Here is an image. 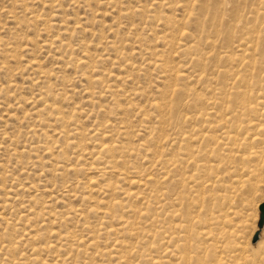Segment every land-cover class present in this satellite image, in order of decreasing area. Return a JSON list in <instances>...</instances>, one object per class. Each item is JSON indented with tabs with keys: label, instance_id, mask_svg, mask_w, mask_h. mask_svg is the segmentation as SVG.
<instances>
[{
	"label": "rangeland",
	"instance_id": "obj_1",
	"mask_svg": "<svg viewBox=\"0 0 264 264\" xmlns=\"http://www.w3.org/2000/svg\"><path fill=\"white\" fill-rule=\"evenodd\" d=\"M234 114L264 122V0H0V264H181L231 201L260 260L264 170L237 198L206 157Z\"/></svg>",
	"mask_w": 264,
	"mask_h": 264
},
{
	"label": "bare ground",
	"instance_id": "obj_2",
	"mask_svg": "<svg viewBox=\"0 0 264 264\" xmlns=\"http://www.w3.org/2000/svg\"><path fill=\"white\" fill-rule=\"evenodd\" d=\"M246 110H248L247 107ZM238 121H239V117L234 114V118L230 122L231 124L234 125L231 126L225 125L220 136H217L216 138L212 137L211 139L212 148L206 155V157L212 161L214 158L217 161L223 163L225 162L224 164L226 168L224 173L226 174V176H224V178L222 177V179L221 178L217 179L215 183H225V190L227 188H230L228 190L229 192L231 189L235 190L233 191V193H235L234 197L237 198L240 196L242 192H244L245 187L247 185H248L247 187L251 186V184L249 183L252 181V178L256 175H259L258 173L264 170V122L258 121V119H252L250 121L243 122L240 125H238L239 123ZM221 126L222 125H220V127ZM206 139H210V137L206 136ZM186 140L187 142H190L191 138L188 139L186 138ZM170 163L172 162L169 161L167 163L168 166L167 169L170 170L169 172L172 173L171 168H173L176 173H179L178 169H176L175 167V164H170ZM210 163L211 161L210 162L208 161V164ZM185 178L186 175L184 176L182 175V179H181L182 182L185 181ZM130 182L131 185L137 187H140L142 183H144L145 186L154 183L153 181H151V178L149 177L144 179L141 178L138 180L132 179ZM234 201L236 202V200ZM176 202L178 207L183 206V198L177 199ZM231 202L228 203L229 205L227 206V210L224 216H213L212 214L210 216L211 217L210 224L208 225V233L206 234L208 236L207 239H209V241H213L214 244L211 243L212 245L207 247L206 243L204 244L201 243L200 249H197V250H201L200 253H197V255H193V253L196 254V252L193 251L192 243L194 242L191 241H194L193 238L194 237L197 238V236H200V234L199 233L191 234L192 239L190 240V242H186L188 241L187 239L182 240L181 238H179L178 242L182 240L184 243L187 244L185 245L184 243H182L179 245L180 247L183 248V254L181 255L180 258L181 264H264V256L260 260L254 261L250 256H246L245 253H243L242 255L237 254L238 250L233 249L231 245L228 244V241L231 238V233L233 230L230 229V226L232 225L231 223L232 219H230L231 216L228 213V211L231 210V206L233 204ZM238 202H242V201H238ZM120 206L121 205L119 203H114L112 205V207L116 210L119 209ZM180 209L175 210L172 216L178 217ZM237 214L238 213H235L233 215H237ZM179 228H183V224H181ZM185 230L186 232H189L187 226L185 227ZM219 236L221 237L226 236L227 242L226 243L220 242V244L217 245V242L215 241H218ZM225 244L228 245L222 246ZM226 249H228V252L226 251ZM209 253H212L210 257L208 256Z\"/></svg>",
	"mask_w": 264,
	"mask_h": 264
},
{
	"label": "water",
	"instance_id": "obj_3",
	"mask_svg": "<svg viewBox=\"0 0 264 264\" xmlns=\"http://www.w3.org/2000/svg\"><path fill=\"white\" fill-rule=\"evenodd\" d=\"M259 211V219L257 222V228L258 230H261L264 226V203L260 204L258 207ZM259 239V232H256L252 237V243L255 244Z\"/></svg>",
	"mask_w": 264,
	"mask_h": 264
}]
</instances>
